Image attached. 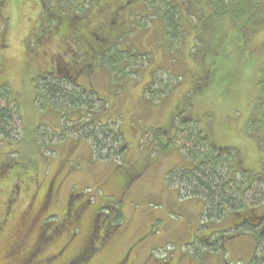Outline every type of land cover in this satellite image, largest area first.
Listing matches in <instances>:
<instances>
[{
    "label": "rangeland",
    "instance_id": "obj_1",
    "mask_svg": "<svg viewBox=\"0 0 264 264\" xmlns=\"http://www.w3.org/2000/svg\"><path fill=\"white\" fill-rule=\"evenodd\" d=\"M43 10V0H0V108L10 109L13 120L8 136L0 135V173H6L0 184V222L7 220L0 235V264H12L15 253L28 251L37 241V233L27 230L29 220L21 216L27 212L28 195L23 194L9 213L7 209V202L15 198L11 189L20 184L15 175L20 170H25L24 179L38 181L44 189L55 186V202L40 215L36 225L40 228L60 221L71 196L96 209L100 222L112 218L109 212L122 213L114 238L98 237L102 229L97 223L94 245L100 251L87 264H119L128 257L129 264H249L255 254H264L254 237L230 239L226 234L225 252L201 257L199 244L189 246L195 237L216 227L224 231L231 221L213 226L204 216L203 199H189L168 183L171 173L189 168L192 162L185 156L186 134L174 120L187 109L198 116L217 146L238 150L254 173L264 171V133L254 126L260 118L255 112L258 72L264 66V28L252 24L255 17H228L220 22L210 16L197 22L186 14L183 22L177 14L181 31L174 37L165 34V39L160 21L152 18L151 24L147 21L148 31H136L131 37L132 46L142 55L128 66L124 62L120 77L98 67L79 78L80 84L112 106L116 130L127 142L123 156L98 160L88 142L77 141L65 113L54 110L41 93L39 82L51 65L64 67L71 55L46 40ZM203 80L208 82L206 87L201 85ZM149 85L151 91L146 90ZM166 128L170 136L175 135L172 142L158 132ZM155 133L159 140H154ZM125 170L132 177L124 193L120 185ZM20 186L24 191L25 185ZM255 187L259 198L264 187ZM107 200L111 205L98 212ZM88 215L86 210L81 229L71 228L56 244L37 248L42 252L34 262L48 264L47 258L57 254L72 235L66 252L52 262L78 255L92 232Z\"/></svg>",
    "mask_w": 264,
    "mask_h": 264
},
{
    "label": "trees",
    "instance_id": "obj_2",
    "mask_svg": "<svg viewBox=\"0 0 264 264\" xmlns=\"http://www.w3.org/2000/svg\"><path fill=\"white\" fill-rule=\"evenodd\" d=\"M47 1L43 0L41 24L45 28L41 26L45 30L42 31L46 33L48 42L55 41L61 52H71V55L64 67L58 66V63L51 65L48 73L50 78L48 79L47 74L42 78V82H39L42 86L41 93L45 102L51 104L54 110L65 113L64 118L72 125L77 141L88 142L98 160L123 156L128 151L127 142L120 129L116 130L112 106L95 91L80 84L79 78L91 75L98 67L106 69L112 77H120V74L125 72L121 65L125 62L124 65L128 66L131 59L142 55L132 46L131 37L138 33L136 31H148L147 21L150 24L152 18L160 21L163 31L161 37L164 39L165 34L174 37L176 32L180 33L182 26L175 22L177 14L182 16L183 22L187 20L186 14L191 15L197 22L210 16L221 22L228 17L250 19L252 15L255 17L252 24L260 29L264 28V8L260 4L262 0H196L198 3L194 0H52L51 5L50 1ZM1 37L0 35V43L3 40ZM41 37L44 39L45 36ZM258 74L260 79L257 86L260 96L257 97L255 114H259L260 118L254 121V126L257 125L264 133V66ZM201 85L206 87L208 82L203 80ZM151 89L152 85L146 88L147 91ZM191 111L192 109L182 110L175 115L174 120L175 124L179 125L177 129L186 134L185 156L192 162L189 168L171 173L168 183L189 199H203L204 216L213 226L222 224L226 219L231 222L224 231L216 227L202 236L195 237V241L189 246L199 244L200 255L206 259L211 257V254L226 251V237L236 239L239 235L251 236L257 242V249L264 247V189L257 198L259 193L256 194L258 188L255 187L257 184L264 187V171L254 173L244 165V159L238 150L217 146L209 131L200 125L198 116ZM12 123L10 109L0 108V135L8 136L7 129ZM158 132L168 137L169 142L175 138V135H169L168 128L159 129ZM160 135L155 133L154 140H159ZM24 171L15 172L17 181L26 180L21 174ZM124 172L121 174V184H124L123 180L129 174L127 170ZM5 174L0 173V184L5 180ZM128 184L129 181L122 188L120 185V190L125 193ZM78 199L80 197H70L71 208L78 203ZM249 200L253 202L252 205ZM87 204V201L83 203ZM109 205V201H105L98 208V212L104 211ZM73 210V215L61 216L60 221L53 217L55 224L45 226L47 230L51 227L49 233L45 231L50 236H47L46 241L39 240L38 249L56 244L71 228L81 229L80 227L85 226L78 220L76 208ZM95 213L97 214V210L93 209L88 216L92 217ZM110 215V220H98L102 229L100 236L105 239L114 238L123 219L122 213L117 210L109 212L108 216ZM6 221L0 222L3 229ZM89 236L90 234H87L85 251L74 264H87L99 253L100 250L95 248L94 242L89 245L88 241L94 239H89ZM63 250L65 253L66 250ZM41 252H17L12 264H34V258ZM53 259L51 256L47 262L51 263ZM249 264H264V254H255Z\"/></svg>",
    "mask_w": 264,
    "mask_h": 264
},
{
    "label": "flooded vegetation",
    "instance_id": "obj_3",
    "mask_svg": "<svg viewBox=\"0 0 264 264\" xmlns=\"http://www.w3.org/2000/svg\"><path fill=\"white\" fill-rule=\"evenodd\" d=\"M131 177L132 176L130 174H128V176L126 175V177L123 180V183L127 182L129 180V178H131ZM21 183L23 185H25L24 191L22 189V186H20ZM15 186H16V188L15 189L12 188L11 191H10V193H12L11 195L14 196L15 198L10 199L7 202V204H8L7 205L8 213L13 209L12 207H13L14 203L17 200H21L22 199V195L23 194H27L28 195V196H26L28 198L27 201H29L28 209H27V212L22 214L21 216H23V218L25 217L26 219L29 220V222H28L29 227L27 228L28 232H31L30 230H32V231H35L37 233V239H36L37 240L36 241L37 244L35 243V245L32 246L30 249H28L27 252H31L33 249H34L33 251H35L39 247V244H38L39 240L40 241L41 240L42 241H46V239L48 238L47 236H50L49 234L44 232V231L47 230V229H45L44 226H43V228L42 227L40 228V227H38L36 225L38 224V221L41 222V220H40L41 218H39L40 215L42 216V214H44V212L48 211L50 206H52L54 204V202H55V199H54V196H53L55 194V191H54V187L55 186H54V184H49L48 187L46 189H44L42 187V185H40V183L38 181H32V179H30V180L26 179L24 182L20 181V184L19 185L17 184ZM121 188H122V184H121ZM69 202H70V197H69L68 203L66 204V209L64 211L63 216H65L67 214L73 215V211H74L73 209L76 208V214L78 216V220L81 221V223L83 225V221H82L83 214H84V212L86 210H87V214L91 211L90 206H88V204L87 205H83V203L86 202V201H82L81 203H79V202L76 203L74 205V207L71 208V206L69 205ZM98 220H99V216H98V214L95 213L91 217V221L88 224V226L92 229V232H90V236L88 238L91 239V240H92V238H94L92 241H88L89 245H91L94 242L95 238L97 237L96 235H97V232L99 231V230H97V227H96L97 223H98ZM0 228L2 229V230H0V235H1L2 232H3V227L0 226ZM100 234L98 235V237H101ZM41 236H42V239H41ZM73 237L74 236H72V238ZM72 238L69 239L61 247L60 251L53 256L54 259L50 261L51 263L48 262V264H55V262H52V261L60 258L64 254L62 252V250H63V248L65 249L67 246H69L73 242ZM102 238H104V237H102ZM85 245L86 244L83 245L82 251H80V253H78V255L72 257L71 259H66V261L62 260V262H59V263H56V264H74L76 262V260L79 258V256L85 251V249H84ZM19 252H22V251H19ZM137 258H139V256ZM129 260H130V257L126 258L125 260H123L121 262H119V264H129Z\"/></svg>",
    "mask_w": 264,
    "mask_h": 264
}]
</instances>
